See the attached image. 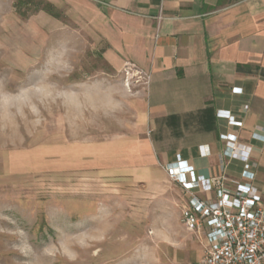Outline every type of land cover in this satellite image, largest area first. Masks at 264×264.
<instances>
[{"label": "rangeland", "instance_id": "obj_1", "mask_svg": "<svg viewBox=\"0 0 264 264\" xmlns=\"http://www.w3.org/2000/svg\"><path fill=\"white\" fill-rule=\"evenodd\" d=\"M16 1L0 0V264L199 260L205 239L182 223L173 182L151 188L68 158L124 132L141 88L105 62L71 0H52L57 16H22Z\"/></svg>", "mask_w": 264, "mask_h": 264}, {"label": "crops", "instance_id": "obj_2", "mask_svg": "<svg viewBox=\"0 0 264 264\" xmlns=\"http://www.w3.org/2000/svg\"><path fill=\"white\" fill-rule=\"evenodd\" d=\"M71 1L92 20L105 62L119 72L133 62L151 80L124 132L74 144L68 158L161 188L180 156L204 178L251 173L264 196V0ZM231 135L251 146L249 164L223 156ZM172 184L183 206L189 195Z\"/></svg>", "mask_w": 264, "mask_h": 264}, {"label": "built area", "instance_id": "obj_3", "mask_svg": "<svg viewBox=\"0 0 264 264\" xmlns=\"http://www.w3.org/2000/svg\"><path fill=\"white\" fill-rule=\"evenodd\" d=\"M120 72L129 89L147 88L151 80L148 71L130 61ZM224 139L228 146L223 156L249 164L251 146L235 135ZM166 170L189 195L182 207V223L189 231L205 235L202 256L190 264H264V196L253 184V174L245 173L247 180L230 179L226 174L204 178L180 156Z\"/></svg>", "mask_w": 264, "mask_h": 264}, {"label": "trees", "instance_id": "obj_4", "mask_svg": "<svg viewBox=\"0 0 264 264\" xmlns=\"http://www.w3.org/2000/svg\"><path fill=\"white\" fill-rule=\"evenodd\" d=\"M15 7L19 14H21L22 16L27 15V9H30L28 7H32L31 13L39 10H44L53 16L58 15L55 6L47 0H17Z\"/></svg>", "mask_w": 264, "mask_h": 264}]
</instances>
